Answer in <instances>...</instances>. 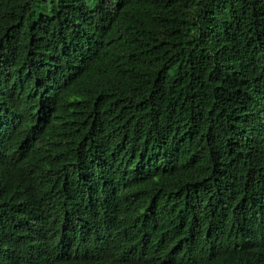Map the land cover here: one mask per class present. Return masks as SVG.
Instances as JSON below:
<instances>
[{
    "label": "trees",
    "instance_id": "trees-1",
    "mask_svg": "<svg viewBox=\"0 0 264 264\" xmlns=\"http://www.w3.org/2000/svg\"><path fill=\"white\" fill-rule=\"evenodd\" d=\"M0 264H264V0H0Z\"/></svg>",
    "mask_w": 264,
    "mask_h": 264
}]
</instances>
